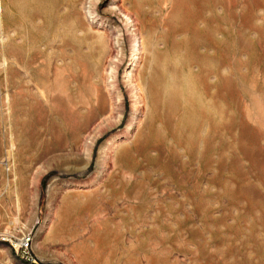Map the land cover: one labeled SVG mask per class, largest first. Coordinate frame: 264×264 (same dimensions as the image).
<instances>
[{"label":"rangeland","instance_id":"374dc122","mask_svg":"<svg viewBox=\"0 0 264 264\" xmlns=\"http://www.w3.org/2000/svg\"><path fill=\"white\" fill-rule=\"evenodd\" d=\"M0 264H264V0H0Z\"/></svg>","mask_w":264,"mask_h":264},{"label":"bare ground","instance_id":"6f19581e","mask_svg":"<svg viewBox=\"0 0 264 264\" xmlns=\"http://www.w3.org/2000/svg\"><path fill=\"white\" fill-rule=\"evenodd\" d=\"M88 14H89V16L91 17V20L89 21V23H91L92 25H94V26H96V24L97 23H104L103 21H101L98 17H97V15H93V13L92 12H88ZM129 75V74H128ZM41 94V96L42 97H46V95H44V93L43 92H41L40 93ZM26 237V236H25ZM25 239H27V238H25ZM29 244H30V241H29V238H28V240H27V247L29 246Z\"/></svg>","mask_w":264,"mask_h":264},{"label":"built area","instance_id":"2783aa9c","mask_svg":"<svg viewBox=\"0 0 264 264\" xmlns=\"http://www.w3.org/2000/svg\"><path fill=\"white\" fill-rule=\"evenodd\" d=\"M27 240H28V238L22 240V245H21V247L24 248V249H27Z\"/></svg>","mask_w":264,"mask_h":264}]
</instances>
